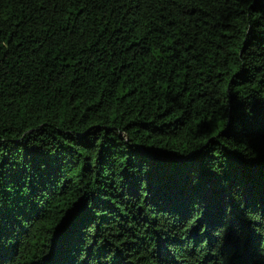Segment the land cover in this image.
<instances>
[{"label":"trees","instance_id":"obj_1","mask_svg":"<svg viewBox=\"0 0 264 264\" xmlns=\"http://www.w3.org/2000/svg\"><path fill=\"white\" fill-rule=\"evenodd\" d=\"M0 264H264V0H0Z\"/></svg>","mask_w":264,"mask_h":264}]
</instances>
